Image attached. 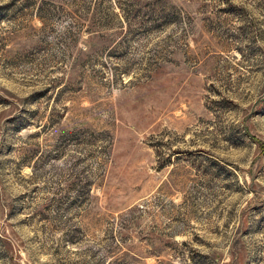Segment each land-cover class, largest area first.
<instances>
[{
    "label": "rangeland",
    "instance_id": "1",
    "mask_svg": "<svg viewBox=\"0 0 264 264\" xmlns=\"http://www.w3.org/2000/svg\"><path fill=\"white\" fill-rule=\"evenodd\" d=\"M0 264H264V0H0Z\"/></svg>",
    "mask_w": 264,
    "mask_h": 264
}]
</instances>
